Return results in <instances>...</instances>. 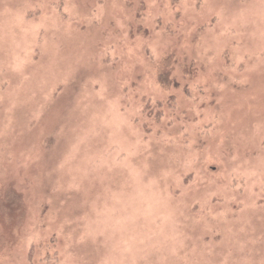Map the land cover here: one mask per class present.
Masks as SVG:
<instances>
[{"label":"rangeland","instance_id":"rangeland-1","mask_svg":"<svg viewBox=\"0 0 264 264\" xmlns=\"http://www.w3.org/2000/svg\"><path fill=\"white\" fill-rule=\"evenodd\" d=\"M0 264H264V0H0Z\"/></svg>","mask_w":264,"mask_h":264}]
</instances>
